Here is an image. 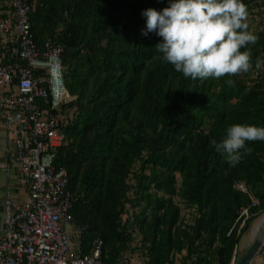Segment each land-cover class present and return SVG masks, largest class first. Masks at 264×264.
I'll list each match as a JSON object with an SVG mask.
<instances>
[{"label":"trees","instance_id":"16d2710c","mask_svg":"<svg viewBox=\"0 0 264 264\" xmlns=\"http://www.w3.org/2000/svg\"><path fill=\"white\" fill-rule=\"evenodd\" d=\"M243 2L248 19L264 7V0ZM28 3L37 44L63 48L64 83L74 97L62 109L56 166L75 194L81 254L101 240L104 264L137 251L143 264H233L264 213V141L247 142L252 152L235 166L210 141L221 142L233 124L264 127V67L255 68L264 59V28L248 24L259 37L248 46V73L192 80L162 60L155 49L162 38L142 34V13L162 11L169 0ZM175 198L191 211L190 223ZM244 209L250 218L242 226Z\"/></svg>","mask_w":264,"mask_h":264},{"label":"built area","instance_id":"2783aa9c","mask_svg":"<svg viewBox=\"0 0 264 264\" xmlns=\"http://www.w3.org/2000/svg\"><path fill=\"white\" fill-rule=\"evenodd\" d=\"M5 2L11 12L0 15V124L26 196L16 198L7 191L0 264H104L103 241L97 240L90 254L80 252L82 230L72 215L75 194L66 169L56 166L57 150L65 140L62 109L74 100L64 83L63 48L52 42L37 44L28 0ZM238 188L247 193L244 183ZM241 216L244 226L249 210ZM119 264L134 262L128 257Z\"/></svg>","mask_w":264,"mask_h":264},{"label":"clouds","instance_id":"9594fccd","mask_svg":"<svg viewBox=\"0 0 264 264\" xmlns=\"http://www.w3.org/2000/svg\"><path fill=\"white\" fill-rule=\"evenodd\" d=\"M146 30L162 38L155 45L164 62L192 80L220 79L248 73L252 67L249 45L259 37L249 31L248 9L243 0H169L162 11L147 9ZM242 49H247L242 51ZM264 67L257 58L255 68ZM229 86L234 84L227 79ZM264 141V127L252 124H233L215 147L224 160L235 166L243 155L251 154L247 142Z\"/></svg>","mask_w":264,"mask_h":264},{"label":"crops","instance_id":"0c3cea01","mask_svg":"<svg viewBox=\"0 0 264 264\" xmlns=\"http://www.w3.org/2000/svg\"><path fill=\"white\" fill-rule=\"evenodd\" d=\"M10 12L11 10L6 4L5 0H0V15L6 16L9 15ZM10 148L11 147L8 143L7 131L0 124V237L3 231L4 201L7 195V191H11L13 196H15L16 198H24L26 196L25 192L21 188V183L16 175L14 167L9 161ZM253 232L254 229L245 234H249L245 245L246 252L259 233L258 232L256 233V235H253ZM251 264H264V244Z\"/></svg>","mask_w":264,"mask_h":264},{"label":"rangeland","instance_id":"374dc122","mask_svg":"<svg viewBox=\"0 0 264 264\" xmlns=\"http://www.w3.org/2000/svg\"><path fill=\"white\" fill-rule=\"evenodd\" d=\"M247 23L250 24L254 29H263L264 28V7L256 8L254 10L253 15L248 19ZM175 202L180 206V208L182 210V216L185 219V221L190 223L192 221V217H191V214H190L191 211L188 210L185 207V204L183 202H181L178 198H175ZM141 209L142 208L140 207L138 209V212ZM262 221L264 223V213H262L260 215V217L253 223V225L251 227V230H253L257 226V224L262 222ZM261 227H263V225ZM67 230L71 231L72 230V226L71 227L68 226ZM248 235H244L243 236V238L241 240V243H240V247H239L240 251L238 250L237 260H235L233 264H238V262L241 260V258L245 255L244 254L246 252L245 251L246 250L245 245H246V241H247ZM130 256L133 259L134 264H143L144 263V259L142 258L141 253L139 251H137L134 255L131 254ZM176 263L177 264H182L181 258H177Z\"/></svg>","mask_w":264,"mask_h":264},{"label":"water","instance_id":"95a60500","mask_svg":"<svg viewBox=\"0 0 264 264\" xmlns=\"http://www.w3.org/2000/svg\"><path fill=\"white\" fill-rule=\"evenodd\" d=\"M264 244V226L254 239L252 245L248 249V251L245 253V255L241 258V260L238 262V264H251L252 261L255 259L261 248Z\"/></svg>","mask_w":264,"mask_h":264},{"label":"bare ground","instance_id":"6f19581e","mask_svg":"<svg viewBox=\"0 0 264 264\" xmlns=\"http://www.w3.org/2000/svg\"><path fill=\"white\" fill-rule=\"evenodd\" d=\"M264 223L263 222H260V223H258L257 224V226L254 228V232H253V235H256V233H258L261 229H262V225H263ZM264 226V225H263Z\"/></svg>","mask_w":264,"mask_h":264}]
</instances>
